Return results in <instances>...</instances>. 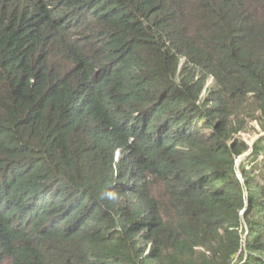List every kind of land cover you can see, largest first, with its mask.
<instances>
[{
	"label": "trees",
	"instance_id": "obj_1",
	"mask_svg": "<svg viewBox=\"0 0 264 264\" xmlns=\"http://www.w3.org/2000/svg\"><path fill=\"white\" fill-rule=\"evenodd\" d=\"M250 130L264 0H0V264H264Z\"/></svg>",
	"mask_w": 264,
	"mask_h": 264
},
{
	"label": "rangeland",
	"instance_id": "obj_2",
	"mask_svg": "<svg viewBox=\"0 0 264 264\" xmlns=\"http://www.w3.org/2000/svg\"><path fill=\"white\" fill-rule=\"evenodd\" d=\"M262 134L264 133L258 134L254 130H250L249 132L244 133L243 137L248 140L251 145H253L256 139H258Z\"/></svg>",
	"mask_w": 264,
	"mask_h": 264
},
{
	"label": "water",
	"instance_id": "obj_3",
	"mask_svg": "<svg viewBox=\"0 0 264 264\" xmlns=\"http://www.w3.org/2000/svg\"><path fill=\"white\" fill-rule=\"evenodd\" d=\"M245 158V156L241 157L239 160H238V164L241 162V160Z\"/></svg>",
	"mask_w": 264,
	"mask_h": 264
}]
</instances>
